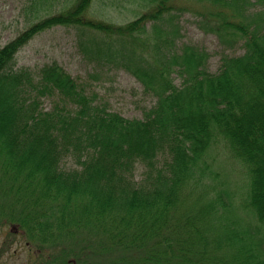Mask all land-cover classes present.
<instances>
[{
	"label": "trees",
	"instance_id": "obj_1",
	"mask_svg": "<svg viewBox=\"0 0 264 264\" xmlns=\"http://www.w3.org/2000/svg\"><path fill=\"white\" fill-rule=\"evenodd\" d=\"M91 2L23 0L0 46L3 247L23 243L30 264H264V0H151L124 23L87 18ZM188 11L219 42L215 71L206 48L178 43ZM57 26L77 27L95 74L141 85V117L55 59L18 65ZM218 141L245 167L239 207L211 176Z\"/></svg>",
	"mask_w": 264,
	"mask_h": 264
},
{
	"label": "rangeland",
	"instance_id": "obj_2",
	"mask_svg": "<svg viewBox=\"0 0 264 264\" xmlns=\"http://www.w3.org/2000/svg\"><path fill=\"white\" fill-rule=\"evenodd\" d=\"M149 2L151 0H92L85 16L124 23L140 15L149 7ZM22 3L23 0H0V46L23 28ZM198 19L194 11L184 12L181 15L182 37L178 43L190 42L206 48L211 54L208 66L211 71H215L220 63V55L217 54L220 45L215 35L198 28ZM76 28L57 26L37 34L18 52V65L34 66L55 59L79 81L86 83L89 90H94L99 100L106 101L110 109L118 111L125 117H141L143 108L152 104V98L143 95L141 85L124 71L112 70L95 74L98 71L95 70L94 63L89 61L88 53L83 52L81 47L83 42L80 45ZM85 29L88 36V29ZM240 51L236 50V52ZM178 81L179 79L176 78V83ZM207 161L212 171L211 176L220 180L230 204L239 207L246 183L245 167L231 155L221 141L211 145ZM246 223L247 226L251 223L249 217L246 218L244 224ZM4 240L5 233L0 230V249H5L0 254L2 263L30 264V253L23 243L18 248L14 247L13 243L7 251V248L3 247ZM12 248L17 250L10 255Z\"/></svg>",
	"mask_w": 264,
	"mask_h": 264
}]
</instances>
